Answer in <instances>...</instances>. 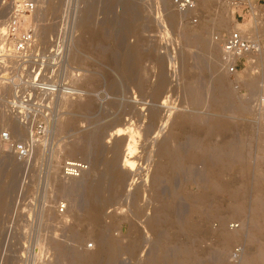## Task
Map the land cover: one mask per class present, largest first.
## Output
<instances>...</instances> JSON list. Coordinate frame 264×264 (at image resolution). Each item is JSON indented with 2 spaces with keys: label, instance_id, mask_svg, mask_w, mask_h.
I'll return each instance as SVG.
<instances>
[{
  "label": "rangeland",
  "instance_id": "rangeland-1",
  "mask_svg": "<svg viewBox=\"0 0 264 264\" xmlns=\"http://www.w3.org/2000/svg\"><path fill=\"white\" fill-rule=\"evenodd\" d=\"M12 2L0 0V158L9 155L13 161L12 164L0 161V205L5 200L7 207L4 205L2 211L0 206L2 246L7 226L14 224L8 235L3 264H78V261L79 264H146L152 259L156 264H165L169 257L163 260L160 257L162 252L167 251L168 256L176 257L180 249L184 251L186 248L189 250L184 251L189 254H186V264H222L221 260L226 264L224 256H221V241L217 233L218 215L228 216L227 224L232 230L239 224L248 223L249 215L245 214L246 211L244 218L229 217L233 199L206 189L204 185L219 167V159L204 155L203 147L209 144L219 149L230 139H240L244 143L242 153L245 161L238 168H233L230 174L247 183L246 210L251 208V198L255 193L264 194V184L256 185L255 181L258 175L264 178V109L258 110L254 103L261 96H257L261 87H264V46L257 57L258 66L239 71L235 77L238 82H234V75L223 67L220 50L212 37L214 33L233 26L230 8L224 0H196L199 13L196 22L180 14L171 0H71L70 5L69 0H36L33 13L20 16V19L34 23V44L40 45L39 52L48 51L58 33L71 37L63 53L64 64L59 58L38 63L39 60L29 51H12L6 28ZM128 2L137 7L130 15L124 13ZM49 4L56 6L53 16L47 8ZM170 16L176 20L172 17V22ZM217 18L225 19L224 28H217ZM84 19L89 29L84 25ZM98 31H102L99 37ZM194 37L207 40L214 47L209 51L188 42V38ZM211 54L218 59L217 67L212 66L214 59ZM37 67L42 70L37 74L39 81L53 78L63 84L70 83L55 97L51 120L44 121L47 128L38 135L31 134L34 115L30 113L46 109L47 102L38 100L35 103V99L28 103L26 108L29 112L25 119L17 115L13 103L19 93L25 94L35 77L31 69ZM160 74L165 78H159ZM218 77L232 92L225 106L216 101L222 98L217 91ZM159 79H163L164 85ZM188 83L194 88V99L187 95ZM161 85L165 91L159 96L155 91ZM153 111L156 113L151 117ZM188 114L200 116L202 121L207 120V124L184 121ZM214 120H222L226 126L209 129L208 124ZM127 127L132 135L135 134L136 143V151L128 155L127 172L132 169L126 174L125 185L128 188L126 186L125 195V189L122 191L119 201L104 202V207L100 191L97 199L101 209L97 207L102 214L99 229V225L88 223L85 215L86 208L89 209L86 192L72 184L81 180L80 176L88 170L93 172L91 176L94 179L100 176L109 179L111 171L106 163L116 154L114 146L119 140L109 141L107 134L110 129ZM10 140L31 145L29 156L16 157L15 150L9 147ZM74 144L89 146V153L71 155L70 146ZM121 151L120 158L124 159L126 152ZM177 155H180L179 159ZM66 158L87 162L85 170L73 182L60 172V162ZM162 164L168 167H165L168 171L158 169ZM174 167L175 171L171 170ZM158 170H161L162 178L156 184L153 177ZM201 189L205 192L202 193ZM156 190L161 194L157 200ZM204 193L214 205L210 214L203 212L201 200L197 199L198 196L202 199V194L206 196ZM84 198L87 200L83 201ZM74 199L80 200L78 205H73ZM60 202L64 204L61 210L58 209ZM159 207L161 214L155 216ZM155 217L161 227L159 244H156L153 228ZM187 221L195 224L194 228L187 229ZM253 230L249 225L246 235ZM96 231L100 234L104 231L109 245L101 247L102 254L92 259L80 252L91 256L97 250ZM261 237L263 240L264 234ZM130 238H142L143 244L138 247L118 245L120 242L117 241ZM108 239L116 246L110 248ZM245 239L231 244L229 251L233 249L237 258L234 264L243 262L250 254L251 246ZM59 244L64 248H59ZM236 246L238 249L234 250Z\"/></svg>",
  "mask_w": 264,
  "mask_h": 264
},
{
  "label": "bare ground",
  "instance_id": "bare-ground-1",
  "mask_svg": "<svg viewBox=\"0 0 264 264\" xmlns=\"http://www.w3.org/2000/svg\"><path fill=\"white\" fill-rule=\"evenodd\" d=\"M226 3V2H225ZM197 4V3H196ZM133 4H131V3H126V6H125V10H124V13L126 14V15H130L131 13H132V11H133V9L135 8H137L136 6H132ZM228 6V5H227ZM59 7V6H58ZM47 8H48V10L50 11L49 13H51V15L53 16V14H54V12L55 11H57L56 10V6L55 5H53V4H49V6H47ZM46 8V9H47ZM162 8V7H161ZM228 8H230L229 6H228ZM58 9V8H57ZM47 10V11H48ZM137 10V9H136ZM135 10V11H136ZM164 10V9H163ZM134 11V13H136ZM230 11L232 12V10L230 9ZM163 12V11H162ZM173 12V11H172ZM171 12V13H172ZM179 12V11H178ZM196 12L198 13V7H197V9H196ZM48 13V12H47ZM56 13V12H55ZM171 13H169V15H171ZM180 13V12H179ZM174 13H172V15H173ZM181 14V13H180ZM122 16H123V14H122ZM132 16V15H131ZM133 16H134V14H133ZM132 16V17H133ZM174 16V15H173ZM172 16V17H173ZM221 16V15H220ZM85 17V16H84ZM171 16H170V18H172ZM230 17V16H229ZM174 18V17H173ZM173 18H172V22H173ZM226 18V17H225ZM169 19V18H168ZM175 20H176V18H174ZM218 19V18H217ZM216 19V20H217ZM51 20V19H50ZM225 20V19H224ZM222 18H220V19H218V25H217V28L218 27H225L224 25H225V23L224 22H226V21H224ZM52 21V20H51ZM82 21H83V19H82ZM81 21V22H82ZM224 21V22H223ZM231 21H232V13H231ZM80 22V23H81ZM84 25L86 26V28L87 29H89L90 27H89V24L87 23V20L86 19H84ZM89 22V21H88ZM166 22V21H165ZM48 23V22H47ZM115 23V22H114ZM83 24V23H82ZM81 24V25H82ZM125 24H127V23H125ZM232 24H233V26L232 27H234V26H238V27H242V28H246V27H248L249 26V20L248 19H246V18H244V19H242V20H237V21H232ZM80 25V26H81ZM83 25V26H84ZM47 26L49 27V25L47 24ZM84 26V27H85ZM131 26V25H130ZM50 28V27H49ZM129 28H131V27H129ZM85 29V28H84ZM46 30L48 31L49 29H47L46 28ZM90 31V30H89ZM102 31H98L97 32V37H99V36H101L102 35V33H101ZM92 35V34H91ZM90 35V36H91ZM96 36V35H95ZM92 38V37H91ZM95 39V38H94ZM188 42H190V43H194V44H196V45H200V46H202V47H204L206 50H211V47L213 46L212 44H210V43H208V41L206 40H202L201 38H199V37H194V38H188ZM97 43V42H96ZM94 45V44H93ZM100 46V45H99ZM216 46V45H215ZM214 47V46H213ZM212 47V48H213ZM218 50H220V48L217 46L216 47ZM205 52H207V51H205ZM169 55V54H168ZM211 56H212V54H211ZM167 57V56H166ZM184 57V56H183ZM213 57V59H211V60H213L212 62H213V64H212V66L213 67H217L218 66V59L213 55L212 56ZM211 57V58H212ZM168 58H169V56H168ZM169 60V59H168ZM220 60H221V58H220ZM170 61V60H169ZM222 61V60H221ZM211 62V63H212ZM223 63V62H222ZM134 64V63H133ZM136 64V63H135ZM251 66V65H250ZM249 66V67H250ZM220 67V66H219ZM218 67V68H219ZM223 67H224V69H225V71L228 73V71L226 70V68H225V65L223 64ZM248 67V68H249ZM217 68V69H218ZM138 69V68H137ZM161 69H163L162 67H160V70ZM159 70V71H160ZM216 70V69H215ZM245 69H243V70H241V71H244ZM173 71V70H172ZM161 72H163V70L161 71ZM161 72H158V73H161ZM165 72V71H164ZM172 73H174V72H172ZM162 76H164V75H161L160 74V76H159V78L160 77H162ZM173 76V75H172ZM171 76V77H172ZM236 77H238V73L236 74ZM133 78V77H132ZM164 78H165V76H164ZM221 78V77H220ZM219 77L217 78V91L219 92V96H221L222 98H219L220 100H216V101H219L220 103H221V105L222 104H224L223 106H225V103H227V102H229V97L231 96V93L232 92H230V90L228 89V88H226L225 87V84L222 82V79H220ZM159 80H161V83L164 85V81H163V79H159ZM168 80V79H167ZM172 83V82H171ZM159 84H160V81H159ZM158 84V85H159ZM157 85V84H156ZM173 85H174V83H173ZM173 85H171V86H173ZM187 86V85H186ZM157 87V86H156ZM164 87V86H163ZM163 87H162V85L161 86H159L158 88H157V91H155V92H157L156 94L157 95H159V96H161V92L164 90L163 89ZM166 87V86H165ZM155 90H156V88H155ZM186 90L188 91L187 93V95H189L188 97H189V99H191V97H193V99H194V94H195V91H194V88L193 87H191L190 85H189V83H188V86H187V88H186ZM165 91V90H164ZM169 91H171V90H169ZM161 93V94H160ZM169 94V93H168ZM171 94V93H170ZM260 94L261 95H263L264 94V87H261V89H260V91H259V93L257 94V96H260ZM168 96V95H167ZM187 97V98H188ZM216 97V96H215ZM213 98V97H212ZM218 98V97H217ZM231 98V97H230ZM192 99V100H193ZM216 99V98H215ZM195 100H196V98H195ZM222 102H224V103H222ZM67 103V102H66ZM70 104V103H69ZM228 104V103H227ZM77 105V104H76ZM164 106V105H163ZM77 109V108H76ZM170 111V110H169ZM154 113V115H152L151 117H154L155 116V111H153ZM152 119V118H151ZM202 118L200 117V116H198V115H195V114H188L186 117H184V121H190L191 123H199V122H204V123H206L207 124V120L206 121H202L201 120ZM183 120V119H182ZM114 123V122H113ZM117 123V122H116ZM209 123V122H208ZM117 126V125H116ZM119 126V125H118ZM128 126V125H127ZM129 126H131L130 124H129ZM226 126V122H224V121H222V120H214L211 124L209 123L208 124V128L209 129H213V128H221V127H225ZM132 127V126H131ZM122 128H124V127H122ZM122 128H114V129H110V131H109V133L107 134V135H109V141H110V139H112V140H114L115 138H118V139H115V140H119V142H117V143H115V144H117V146L115 145L114 146V148L116 147V149L117 150H115V149H113V150H115L116 151V154L115 155H112V156H114V157H112V159L110 158V160L109 161H107V163H106V167H108V169L111 171L109 174H111V175H109V179L106 177V176H98L99 177V179H94L91 175H92V173L93 172H91L90 170H88L83 176H80V179L81 180H78V182H75V183H71L72 184V186H74V187H78L79 189H82V191H85L86 192V194H87V198H88V201H86V202H89V206H87L89 209L87 210V208H86V212H85V215H86V217H87V219H88V223L90 222V223H92V225H99V229H100V223H101V218H102V214H100L99 213V209H98V207L97 206H99L98 204H97V199H98V196H99V193H100V191H101V194L103 195V201H102V203H103V207L105 206V204H104V202H108V204H109V202L110 203H112V201H116L117 202V200L119 201V198H121V193H122V191L125 189V192L123 193V195H125V193H126V186H127V188H128V185H125V181H126V176H128V175H126V174H128V173H130V171L132 170H130L129 172H127V170H128V166H129V163H130V160H129V158H128V155H133V151L135 150L136 151V143H135V134H133L134 135V137H133V135L131 134V131L128 129V127H127V129H122ZM131 130H133V129H131ZM88 136V135H87ZM119 137H123L122 139L121 138H119ZM83 138V137H82ZM114 140V141H115ZM116 142V141H115ZM137 142V141H136ZM155 142V141H154ZM89 147V146H88ZM86 145H80V144H74V145H72V146H70V152H72L71 153V155L74 153L75 155H76V153H81V154H88L89 153V148H88ZM163 147H165V146H163ZM224 147V148H223ZM223 147L222 148H219V149H216L215 147H213V146H210L209 144H208V146L207 147H203V153H204V155H207V156H210V157H215V158H218L219 159V167L217 166V169H215L214 171H213V173H212V175H211V177L208 179V181H207V184L206 185H204V186H206V189H210V190H212L214 193H216L217 192V194L218 193H220L221 195H223L224 197H227V196H229V197H231L233 200V202H232V207H231V210H230V212H229V217H242L243 216V218H244V213L247 215V213H248V215H249V217H248V219H249V221H248V223L247 222H245V224H239L237 227L238 228H234L233 230L232 229H230L229 227H228V216L226 215V216H224L225 214H223V216L221 215V214H219L218 215V221H219V226H218V229H217V233H218V235H219V237H220V241H221V251H222V253H221V256H224V257H222V258H225L224 260H226L227 261V263L228 264H234L235 262H236V260H237V258H236V256H235V253L233 252V249L231 250V251H229V249H230V247H231V244L232 243H237V242H239V241H243L245 238V240H247L248 239V243L250 244V251H249V255L244 259V261L242 262V261H240V263L239 264H241V262H242V264H264V238H263V240H262V235L264 234V194L262 195L260 192H256L255 193V195L253 196V198H251V200H252V202H251V208H248V210H246V201H247V191H248V188L249 187H247L246 186V184H245V182H240L239 180H236V175H232V174H230L231 173V170L233 169V168H238V166L241 164L242 165V163L245 161V159H244V155H243V153H242V149L244 148V143L240 140V139H238V140H226V142H225V144L223 145ZM123 148V149H122ZM167 149V148H166ZM166 149H164V150H166ZM221 149V150H220ZM96 150V149H95ZM121 150H124L125 152H126V155H125V157H124V159H122V158H120V157H122V151ZM92 151V150H91ZM124 151H123V153H124ZM176 151H178V150H176ZM156 152V151H155ZM161 152V151H160ZM163 152V151H162ZM161 152V153H162ZM175 152V151H174ZM179 152V151H178ZM57 153V152H56ZM91 153V152H90ZM121 153V154H120ZM177 152H175V154H176ZM180 153V152H179ZM73 154V155H74ZM160 154V153H159ZM166 154H167V152H166ZM166 154H165V156H166ZM99 156V155H98ZM162 156V155H161ZM168 156V155H167ZM167 156H166V158H167ZM178 156V155H177ZM194 156H196V158H197V155H194ZM5 157V156H4ZM97 157V156H96ZM95 157V158H96ZM133 157V156H132ZM135 157V156H134ZM175 157V156H174ZM179 157H180V155L178 156V159H179ZM191 157H193V156H191ZM165 158V159H166ZM177 158V157H176ZM175 158V159H176ZM0 159H8V161L7 160H5V161H3V160H0L1 162H10L11 164L13 163V161H12V157L11 156H9V155H6V157L5 158H3V157H1ZM15 159V158H14ZM13 159V160H14ZM122 159V160H121ZM164 159V160H165ZM107 160V159H106ZM174 160V159H173ZM176 161V160H175ZM1 162H0V164H1ZM165 162V161H164ZM180 162H182V160L180 161ZM9 163V164H10ZM133 163V162H132ZM163 163V162H162ZM183 163V162H182ZM189 163V162H188ZM171 164V163H170ZM132 165V164H131ZM135 165V164H134ZM159 165H161V164H159ZM166 165H167V163H166ZM166 165H165V167H166ZM173 165H174V163H173ZM170 166V165H169ZM177 166H179V165H177ZM87 167V166H86ZM165 167H163V164H162V167H160L159 166V168L158 169H162V171H163V169L165 168ZM173 167V166H172ZM176 167V166H175ZM173 168V169H171V170H174L175 171V169L176 168ZM180 167V166H179ZM130 168V167H129ZM167 169H168V167H166ZM164 169V170H167V169ZM178 168V167H177ZM13 169V168H12ZM11 169V170H12ZM107 169V170H108ZM169 169H170V167H169ZM179 169V168H178ZM10 170V171H11ZM85 169H83L82 171H84ZM14 170H12V172H13ZM161 171V170H160ZM159 170L158 171H156L157 173H155V175H154V177H153V181H154V183H158V182H160L161 181V178H162V176H161V174H162V172H160ZM168 171V170H167ZM173 171V172H174ZM177 171H179V170H177ZM11 172V173H12ZM211 172V171H210ZM164 173V172H163ZM169 173V172H168ZM170 173H172V172H170ZM13 174H15V173H13ZM88 174V176H85V175H87ZM94 175V174H93ZM230 175H232V176H230ZM10 176H12V175H10ZM67 178H70V180L73 182V180H77L79 177H77L76 178V176H67V175H65ZM77 176H79V175H77ZM108 176V175H107ZM110 176H111V178H110ZM233 176H235V177H233ZM82 177V178H81ZM97 177V178H98ZM172 177V176H171ZM13 178V177H12ZM110 180L109 182H108V180ZM256 185H262V184H264V178H263V176L262 175H258L257 176V178H256ZM13 182V181H12ZM202 182H204V181H202ZM70 183V182H69ZM104 183H105V185L106 186H104ZM201 183V182H200ZM12 184V183H11ZM10 184V185H11ZM203 184V183H202ZM203 187V186H202ZM129 190V189H128ZM131 191V190H130ZM157 191V197H155L156 198V200L158 199V198H160V195L161 194H159L160 192L158 191V190H156ZM201 191H202V193L203 192H205L203 189H201ZM129 192V191H128ZM194 192V191H193ZM199 192V191H198ZM130 193V192H129ZM201 193V192H200ZM190 194V193H189ZM198 194V193H197ZM196 194V195H197ZM206 193H204V195H205ZM127 195V194H126ZM193 195V194H192ZM191 195V196H192ZM199 195V194H198ZM201 195V194H200ZM203 195V194H202ZM201 195V198L202 199H200L199 197L200 196H198V198L195 196V194H194V197L195 198H197V199H199V200H201V205H202V207H203V212H205V214H210L212 211H214V210H212V208H214L213 206H212V203H211V199H210V197L209 196H207V194H206V196H202ZM213 195V194H212ZM156 196V195H155ZM211 196V195H210ZM86 197V196H85ZM102 197V196H101ZM123 198V197H122ZM127 198H128V196H127ZM162 198V197H161ZM6 199V198H5ZM86 198H84L83 199V201L85 200ZM102 199V198H101ZM163 199V198H162ZM214 199V198H213ZM87 200V199H86ZM166 200V199H165ZM2 201V200H1ZM7 201V200H6ZM99 201V200H98ZM159 201V200H158ZM164 201V200H163ZM79 202H80V200L78 201L77 199H74V202H73V205H78L79 204ZM81 202H82V200H81ZM161 202H162V200H161ZM2 205H0L1 206V210L3 211V206L5 205V207H6V202H5V200H3L2 202ZM100 203V202H99ZM160 203V202H159ZM163 203V202H162ZM164 203H165V201H164ZM198 203H200V201L198 202ZM8 204V203H7ZM115 204V203H114ZM165 205H167V204H165ZM170 205V204H169ZM168 205V206H169ZM161 206V205H160ZM4 207V208H5ZM101 206H99V208H100ZM102 207V208H103ZM164 207V206H163ZM250 207V206H249ZM7 208V207H6ZM168 208V207H167ZM101 209V208H100ZM166 209V208H165ZM168 209H170V208H168ZM173 209V208H172ZM216 209V208H215ZM161 208L159 207V211L157 212V213H155V216H158V215H160L161 213ZM163 210V209H162ZM2 211H1V214H2ZM5 211V210H4ZM14 211V210H13ZM101 211V210H100ZM165 211V210H164ZM172 211V210H171ZM216 211V210H215ZM84 212V211H83ZM163 212V211H162ZM218 212V211H217ZM14 213V212H13ZM168 213V212H167ZM214 213V212H213ZM74 214V213H73ZM204 214V215H205ZM215 214V213H214ZM214 214L212 215H210L211 217H213L214 216ZM216 214H218V213H216ZM78 215V214H77ZM164 215V214H163ZM13 216V215H12ZM205 216H207L208 217V215H205ZM206 217V218H207ZM75 218V217H74ZM76 218H77V216H76ZM162 218V217H161ZM170 218V217H169ZM168 218V219H169ZM209 218V217H208ZM207 218V219H208ZM216 218V217H215ZM155 219H156V217H155ZM178 219V218H177ZM207 219H206V221H207ZM217 219H216V221H217ZM238 219H240V218H238ZM175 220V219H174ZM242 220H244V219H241V221ZM157 221V222H156ZM211 221V220H210ZM209 221V222H210ZM9 222H11V221H9ZM14 222V221H13ZM193 222V221H192ZM208 222V223H209ZM243 223H244V221H242ZM158 220L156 219L155 220V223H154V231H155V233H156V237H157V239H156V244L158 243L159 244V240H160V237H159V235H160V230L159 229H161V227L158 225ZM178 223H182V222H178ZM161 224V223H160ZM172 224V223H171ZM186 224V223H185ZM9 225V224H8ZM13 225L14 224H10L9 226H7L8 227V230H7V235H6V237H5V241H4V244H3V246H2V244L0 243V245L2 246V247H0V264H3V261H4V258H5V255H6V251H7V249H8V235L9 234H11V232H12V229H13ZM180 225V224H179ZM186 225H188L187 226V229L188 228H190V229H192V228H194V226H195V224H193V223H188V221H187V224ZM253 226V228H254V230L252 231L253 233H251L250 235H246V231H248V226ZM104 226V225H103ZM103 226H102V228H103ZM182 225H180V227H181ZM174 227V226H173ZM95 228V227H94ZM93 229V228H92ZM96 229H97V227H96ZM95 229V230H96ZM98 229V230H99ZM104 229V228H103ZM183 229V228H182ZM181 231V230H180ZM97 232V231H96ZM99 232V233H98ZM96 234H94V235H96V237L94 238V239H96V242H97V246H96V248H97V250L95 249L94 250V254L92 253V255L90 256L89 254H87V253H81L80 252V254H82V255H84L85 257H86V255H87V257H92V259H95V258H97V256H98V254H100L101 253V247H105L106 246V244H107V237H106V235H105V233H104V231L102 232V234H100V231H98ZM207 232H208V230H207ZM92 233V232H91ZM104 233V234H103ZM109 233V232H108ZM189 233V232H188ZM248 233V232H247ZM103 235H105V236H103ZM175 235V234H174ZM108 236H109V234H108ZM106 237V238H105ZM260 237H261V239H260ZM86 238V237H85ZM105 238V239H104ZM113 238V237H112ZM144 238V237H143ZM116 239V238H115ZM126 239H128V238H126ZM126 239H124V240H120V241H117V242H120L118 245L119 246H121V247H138V246H141L143 243V239L141 238H139L140 240H136V239H129V240H126ZM162 239V238H161ZM53 240V239H52ZM51 240V241H52ZM109 240V239H108ZM113 240V239H112ZM111 240V241H112ZM117 240V239H116ZM116 240H114L115 241V244H116ZM144 240L145 241H147L145 238H144ZM56 241V240H55ZM161 241V240H160ZM166 241V240H165ZM164 241V242H165ZM1 242V241H0ZM3 242V241H2ZM42 241H40V243H41ZM57 242V241H56ZM109 242H110V240H109ZM163 242V241H162ZM247 242V241H246ZM52 243V242H51ZM161 243V242H160ZM166 243H168V242H166ZM164 244V243H162V245L164 244V245H166L167 246V244ZM50 244V243H49ZM54 244H56V243H54ZM57 244H58V242H57ZM63 244V243H62ZM141 244V245H140ZM64 245V244H63ZM62 245V246H63ZM107 245H109V244H107ZM144 245H145V243H144ZM62 246H60V244H59V248L60 247H62ZM115 247L116 245H114V243L113 242H110V248L111 247ZM158 246V245H157ZM41 247V246H40ZM58 247V246H57ZM56 247V248H57ZM109 246H107V248H108ZM162 247V246H161ZM163 247H165V246H163ZM55 248V249H56ZM62 248H64V246L62 247ZM185 248H186V245H185ZM54 249V248H53ZM184 249V248H183ZM165 250V249H164ZM178 250V249H177ZM188 249L186 248V250L184 249V251H187ZM56 251V250H55ZM62 251H63V249H62ZM102 251H103V249H102ZM106 251H107V249H106ZM183 250L181 251V249L178 251V253L176 254L177 256L175 257V255H174V257H172V256H168V253H167V251H164V252H162V255H160V257L164 260H166L168 257V260H170L169 262H168V264H186V260H188V259H186V254H187V252L185 253ZM116 252V251H115ZM119 252V251H118ZM188 252H189V250H188ZM77 253V252H76ZM113 253V252H112ZM191 253V252H190ZM102 254V253H101ZM223 254V255H222ZM10 255V254H9ZM110 255H111V252H110ZM109 255V256H110ZM115 255V254H114ZM117 255V254H116ZM191 255V254H190ZM57 256H58V254H57ZM112 256H113V254H112ZM187 256H189V254H187ZM191 256H193V254L191 255ZM230 256H232V258H229ZM83 257V256H82ZM84 257V258H85ZM99 257V256H98ZM102 257V256H101ZM105 257V256H104ZM104 257L103 258H101L102 260L104 259ZM117 257V256H116ZM158 257V256H157ZM170 257H172V259H170ZM83 258V259H84ZM106 258V257H105ZM110 258H113V257H110ZM188 258H190V257H188ZM79 259V258H78ZM117 259V258H116ZM191 259V258H190ZM85 260V259H84ZM168 260H166V261H168ZM221 260V259H220ZM75 261V260H74ZM86 261H88V260H86ZM99 261V260H98ZM98 261H96V262H98ZM104 261V260H103ZM109 261H110V259H109ZM156 261V260H155ZM166 261H164L165 262V264H166ZM195 261V260H194ZM223 263L225 262V261H223V260H221ZM239 261V260H238ZM81 262H85V261H81ZM148 262V261H147ZM221 262V263H222ZM75 263V262H74ZM73 263V264H74ZM94 263V262H93ZM114 263V262H113ZM188 263H190V261L188 262ZM222 263V264H223ZM226 263V264H227ZM237 263V262H236ZM78 264H79V261H78ZM86 264V263H85ZM89 264V263H88ZM109 264V263H108ZM146 264H156L154 261H153V259L151 260V261H149V263H146ZM164 264V263H163ZM191 264V263H190ZM193 264V263H192Z\"/></svg>",
  "mask_w": 264,
  "mask_h": 264
},
{
  "label": "built area",
  "instance_id": "built-area-1",
  "mask_svg": "<svg viewBox=\"0 0 264 264\" xmlns=\"http://www.w3.org/2000/svg\"><path fill=\"white\" fill-rule=\"evenodd\" d=\"M224 1L232 10V21L242 20L244 18L249 20V26L246 28L238 26L228 27L214 33L212 36L214 42L220 48V58L226 70L229 74L234 75V82H238L235 80V77L239 71L248 69L250 65L253 66L252 68L258 66L257 57L264 46V0ZM171 2L177 11L187 16L189 21L196 22L198 20L199 13L196 12V0H171ZM70 4L71 0H69ZM35 8L36 0H13L11 16L6 25L12 51L15 53H26L29 51L37 58L36 60H39L38 63H43L45 60L48 62L50 58H59L62 61L61 63L64 64L62 60L64 59L63 53L66 49V43L70 44L71 42L70 35L67 36L64 33H58L57 39L54 44L48 47V51L45 50V53L39 52L40 45L34 44V23L20 19V16L32 14ZM41 71L40 67L31 69V73L35 74L34 79L28 84V89L25 94L19 93L13 101L17 115L19 114L24 119L27 112H29L26 108L28 103L35 99H37L35 103L38 100H45L47 102L46 109H37L30 113L34 115L31 134L36 133L37 135L47 128V124H44V121L51 120L52 103L55 102L59 93L66 86H70L69 82L63 84L53 78H47L44 81L37 80V74H41ZM41 85L44 87H41ZM254 103L258 110L259 108L264 109V94L257 97ZM9 147L15 150V156L20 159L27 158L31 150V145L29 146L28 143H19L13 140L9 141ZM86 166L87 162L84 160L66 158L60 162V172L67 176H77ZM63 208L64 204L60 202L58 209L61 210ZM237 249L238 246L234 250Z\"/></svg>",
  "mask_w": 264,
  "mask_h": 264
}]
</instances>
